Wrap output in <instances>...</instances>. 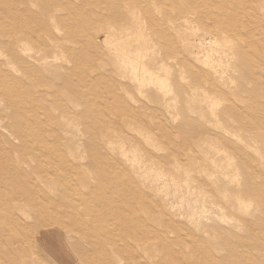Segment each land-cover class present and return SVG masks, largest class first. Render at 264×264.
Returning a JSON list of instances; mask_svg holds the SVG:
<instances>
[{
	"label": "rangeland",
	"instance_id": "374dc122",
	"mask_svg": "<svg viewBox=\"0 0 264 264\" xmlns=\"http://www.w3.org/2000/svg\"><path fill=\"white\" fill-rule=\"evenodd\" d=\"M0 264H264V0H0Z\"/></svg>",
	"mask_w": 264,
	"mask_h": 264
},
{
	"label": "bare ground",
	"instance_id": "6f19581e",
	"mask_svg": "<svg viewBox=\"0 0 264 264\" xmlns=\"http://www.w3.org/2000/svg\"><path fill=\"white\" fill-rule=\"evenodd\" d=\"M201 35V34H200ZM145 245V244H144Z\"/></svg>",
	"mask_w": 264,
	"mask_h": 264
}]
</instances>
